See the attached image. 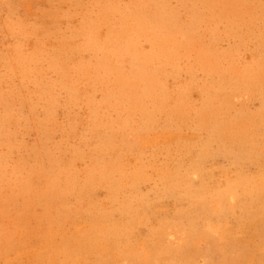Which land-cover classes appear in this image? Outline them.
Instances as JSON below:
<instances>
[{"label":"rangeland","instance_id":"1","mask_svg":"<svg viewBox=\"0 0 264 264\" xmlns=\"http://www.w3.org/2000/svg\"><path fill=\"white\" fill-rule=\"evenodd\" d=\"M0 264H264V0H0Z\"/></svg>","mask_w":264,"mask_h":264}]
</instances>
